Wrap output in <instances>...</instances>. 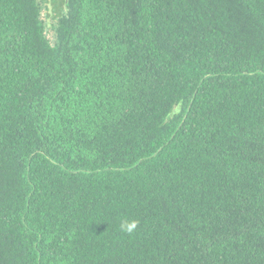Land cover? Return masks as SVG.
Wrapping results in <instances>:
<instances>
[{
	"label": "trees",
	"instance_id": "trees-1",
	"mask_svg": "<svg viewBox=\"0 0 264 264\" xmlns=\"http://www.w3.org/2000/svg\"><path fill=\"white\" fill-rule=\"evenodd\" d=\"M0 264H264V0H0Z\"/></svg>",
	"mask_w": 264,
	"mask_h": 264
},
{
	"label": "rangeland",
	"instance_id": "rangeland-1",
	"mask_svg": "<svg viewBox=\"0 0 264 264\" xmlns=\"http://www.w3.org/2000/svg\"><path fill=\"white\" fill-rule=\"evenodd\" d=\"M57 14V10H54L50 2L44 4L42 10V18L45 21V33L50 41L54 39V32L52 26L55 25V17L57 16Z\"/></svg>",
	"mask_w": 264,
	"mask_h": 264
},
{
	"label": "clouds",
	"instance_id": "clouds-1",
	"mask_svg": "<svg viewBox=\"0 0 264 264\" xmlns=\"http://www.w3.org/2000/svg\"><path fill=\"white\" fill-rule=\"evenodd\" d=\"M137 222L136 221H123L121 223L122 230L126 232H131L135 229Z\"/></svg>",
	"mask_w": 264,
	"mask_h": 264
}]
</instances>
